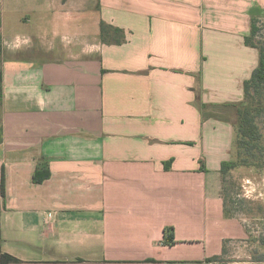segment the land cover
<instances>
[{
	"label": "crops",
	"instance_id": "1",
	"mask_svg": "<svg viewBox=\"0 0 264 264\" xmlns=\"http://www.w3.org/2000/svg\"><path fill=\"white\" fill-rule=\"evenodd\" d=\"M254 20L264 0H0V255L217 264L245 237L214 179L258 64Z\"/></svg>",
	"mask_w": 264,
	"mask_h": 264
},
{
	"label": "rangeland",
	"instance_id": "2",
	"mask_svg": "<svg viewBox=\"0 0 264 264\" xmlns=\"http://www.w3.org/2000/svg\"><path fill=\"white\" fill-rule=\"evenodd\" d=\"M258 29L252 38L256 47H264V20L255 22ZM256 49V48H255ZM258 52V49H256ZM252 100L249 102L253 108L261 109L255 118V124L260 133L258 148L255 150L259 156L260 164L255 167H237L230 171L223 183L221 176L214 179L221 196H226L227 209L232 218L238 220L245 232V237L232 240L231 244L225 242V248L217 264H264V87L252 91ZM248 101L236 103L231 116L236 123V107L246 105ZM235 131L231 159L236 160L241 155L237 134ZM213 180V179H212ZM224 186V187H223ZM224 190H226L224 192ZM2 249L8 248L0 244ZM197 247H192L193 255L198 253Z\"/></svg>",
	"mask_w": 264,
	"mask_h": 264
},
{
	"label": "trees",
	"instance_id": "3",
	"mask_svg": "<svg viewBox=\"0 0 264 264\" xmlns=\"http://www.w3.org/2000/svg\"><path fill=\"white\" fill-rule=\"evenodd\" d=\"M254 20L252 22L251 31L248 36L244 38L246 46L258 49V64L252 72L250 78L243 84V99L248 101L246 105L236 107V123L235 130L241 155L236 160L230 159L223 161L220 164L219 174L223 183L226 177L233 169L237 167H255L260 164V158L256 155L255 150L258 148L259 140L261 138L258 128L255 124V118L260 114L261 109L253 108L249 103L252 100V91H258L264 87V47H256L252 44V38L257 33ZM100 39L102 43L108 45H121L124 40V32L121 29L114 28L103 21L100 22ZM0 97H1V78H0ZM242 102V101H241ZM236 106V105H235ZM234 106V107H235ZM50 176L45 164H40L33 174V182L40 184ZM224 187V186H223ZM1 196L3 197V177L1 179ZM226 190H224L225 192ZM223 200V214L225 218H232L231 212L227 209L226 196H222ZM162 244L172 246L174 244V234L172 227H166L163 230ZM223 254V252H222ZM221 256H213L208 259L209 262H217ZM15 258L2 253L0 255V264H9L17 262Z\"/></svg>",
	"mask_w": 264,
	"mask_h": 264
}]
</instances>
